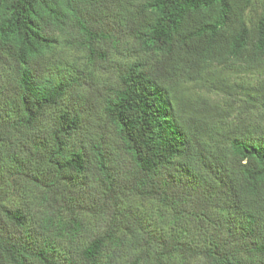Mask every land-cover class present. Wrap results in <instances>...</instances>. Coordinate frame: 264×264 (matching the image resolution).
I'll use <instances>...</instances> for the list:
<instances>
[{"label":"trees","instance_id":"1","mask_svg":"<svg viewBox=\"0 0 264 264\" xmlns=\"http://www.w3.org/2000/svg\"><path fill=\"white\" fill-rule=\"evenodd\" d=\"M218 68L264 0H0V264H264V77L179 103Z\"/></svg>","mask_w":264,"mask_h":264},{"label":"rangeland","instance_id":"2","mask_svg":"<svg viewBox=\"0 0 264 264\" xmlns=\"http://www.w3.org/2000/svg\"><path fill=\"white\" fill-rule=\"evenodd\" d=\"M264 77V71L245 73V74H233L228 70L224 69H215L209 72V74L205 77V83H207L208 88L215 84L218 86L219 90L216 93L209 92L206 88L201 85H187L184 86L181 90V94L179 95V103L181 105V109L186 112L190 117H207L213 116V120H215L213 114H210L212 106H216L220 109L228 110L229 112H235L237 109V103L233 105V97H230L226 92H228L226 87H234L235 83H239L240 81L251 82L259 79V77ZM224 87V88H223ZM235 96V94H232ZM241 96H237L236 100L238 101V105L240 102ZM230 104L232 108H230ZM206 107V108H205ZM223 111V110H222ZM225 113V112H224ZM223 113V114H224ZM213 122V121H212Z\"/></svg>","mask_w":264,"mask_h":264}]
</instances>
